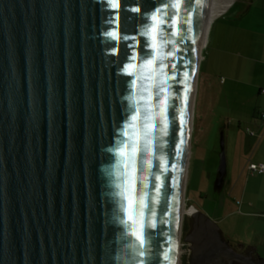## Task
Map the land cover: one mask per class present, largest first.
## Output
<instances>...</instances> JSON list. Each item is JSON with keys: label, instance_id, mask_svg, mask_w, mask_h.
Returning <instances> with one entry per match:
<instances>
[{"label": "water", "instance_id": "95a60500", "mask_svg": "<svg viewBox=\"0 0 264 264\" xmlns=\"http://www.w3.org/2000/svg\"><path fill=\"white\" fill-rule=\"evenodd\" d=\"M200 5L0 0V264H175ZM187 212L189 264H252Z\"/></svg>", "mask_w": 264, "mask_h": 264}, {"label": "crops", "instance_id": "0c3cea01", "mask_svg": "<svg viewBox=\"0 0 264 264\" xmlns=\"http://www.w3.org/2000/svg\"><path fill=\"white\" fill-rule=\"evenodd\" d=\"M209 39L210 54L204 60L208 76L221 73V97L227 106L228 98L239 103L230 106L234 114L223 125L227 158L234 171L249 172L250 164L264 165V0H234L215 18ZM246 157L257 162L245 166ZM241 199L242 204H231L227 211L221 206V224L233 220L234 231L227 226L221 233L252 264H264V204H244L246 190Z\"/></svg>", "mask_w": 264, "mask_h": 264}, {"label": "rangeland", "instance_id": "374dc122", "mask_svg": "<svg viewBox=\"0 0 264 264\" xmlns=\"http://www.w3.org/2000/svg\"><path fill=\"white\" fill-rule=\"evenodd\" d=\"M234 1V0H233ZM232 1V2H233ZM231 2V3H232ZM214 22L211 26L210 34ZM209 34V35H210ZM210 41L203 50V58L197 80V90L195 99V112L193 118V129L191 135L190 161L188 167V177L185 189L186 207H193L205 214L219 228L227 231V226L232 230V222L221 224V206H227L224 211L231 208V204H242V191L246 190V202L251 204H264V175L252 174L250 171L243 173L241 170H233L230 166L232 160L227 158V141L224 134V122L228 117H232L233 109L239 105L234 98L230 99V106H227L225 98L221 97V73L208 76L206 58L210 54ZM223 138L226 157V175L221 184V188H216L217 169L221 152V139ZM256 163L253 158L246 157L245 166ZM259 190V192H257ZM230 224V225H229ZM187 225L188 231L184 233L183 227ZM192 227L190 215H186L182 222L181 233V255L179 264H189L190 253L186 235Z\"/></svg>", "mask_w": 264, "mask_h": 264}, {"label": "bare ground", "instance_id": "6f19581e", "mask_svg": "<svg viewBox=\"0 0 264 264\" xmlns=\"http://www.w3.org/2000/svg\"><path fill=\"white\" fill-rule=\"evenodd\" d=\"M233 0H201L200 10H199V18H198V28L196 33V73L197 69H199L200 64L204 58L203 50L208 43V38L211 30V26L216 17H218L229 5ZM195 91H196V83H194L193 89V102L195 100ZM190 148L191 143L187 144L186 150V161L183 171V180L180 192V199L178 204V214L179 219L183 220L186 215H189L187 210H191L193 212L196 211L193 207H186V200H185V189H186V182L188 177V167L190 161ZM181 235L179 234L177 237V245H176V253H175V264H179L180 255H181Z\"/></svg>", "mask_w": 264, "mask_h": 264}, {"label": "snow or ice", "instance_id": "6c2138e0", "mask_svg": "<svg viewBox=\"0 0 264 264\" xmlns=\"http://www.w3.org/2000/svg\"><path fill=\"white\" fill-rule=\"evenodd\" d=\"M140 151V149H137ZM151 227H155V225H151ZM137 239L139 241L138 246H132L133 247V259L136 257H144L145 256V249L144 245L147 241L151 239L150 235H146L141 231V233L137 234ZM166 260H169L170 264H174V262L171 260L170 256H165ZM139 264H144V260H140Z\"/></svg>", "mask_w": 264, "mask_h": 264}, {"label": "built area", "instance_id": "2783aa9c", "mask_svg": "<svg viewBox=\"0 0 264 264\" xmlns=\"http://www.w3.org/2000/svg\"><path fill=\"white\" fill-rule=\"evenodd\" d=\"M260 94L264 95V87L260 89ZM249 171L252 174H260L264 171V165L263 164H250Z\"/></svg>", "mask_w": 264, "mask_h": 264}, {"label": "trees", "instance_id": "16d2710c", "mask_svg": "<svg viewBox=\"0 0 264 264\" xmlns=\"http://www.w3.org/2000/svg\"><path fill=\"white\" fill-rule=\"evenodd\" d=\"M184 226H185V227H183V228H184V229H183V230H184L183 232H184V233H187V231H188L187 225H184Z\"/></svg>", "mask_w": 264, "mask_h": 264}]
</instances>
